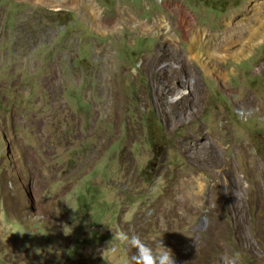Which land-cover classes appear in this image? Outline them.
Listing matches in <instances>:
<instances>
[{
	"label": "rangeland",
	"instance_id": "obj_1",
	"mask_svg": "<svg viewBox=\"0 0 264 264\" xmlns=\"http://www.w3.org/2000/svg\"><path fill=\"white\" fill-rule=\"evenodd\" d=\"M250 1L0 0V264H124L121 231L264 264V40L210 74L169 7L215 34Z\"/></svg>",
	"mask_w": 264,
	"mask_h": 264
},
{
	"label": "bare ground",
	"instance_id": "obj_2",
	"mask_svg": "<svg viewBox=\"0 0 264 264\" xmlns=\"http://www.w3.org/2000/svg\"><path fill=\"white\" fill-rule=\"evenodd\" d=\"M247 4V7L242 9L239 15L226 22V28L223 32L215 34L210 33L207 29H199L194 17L179 4L169 5L174 16L178 18L176 24L172 20L174 27L182 33L184 40L188 42V56H192V60L200 64L206 72L210 73V67L214 62L239 59L241 56L250 54L254 48L252 43L260 38L264 40V0H251ZM252 23H256L258 27H253ZM168 27L170 31L174 28L171 27V24H168ZM172 44L169 45L172 46ZM167 47L168 44L164 43L161 48L167 58L157 54L158 57L155 60V66H158L161 71H165V66L160 67L161 64L165 65L171 59H175L173 53L166 49ZM188 56L186 57L188 58ZM217 70L215 73L223 76ZM169 72L172 75L178 74V71L174 69H170ZM184 98L183 95L182 98L176 97L173 102ZM196 195L198 197L197 193Z\"/></svg>",
	"mask_w": 264,
	"mask_h": 264
},
{
	"label": "clouds",
	"instance_id": "obj_3",
	"mask_svg": "<svg viewBox=\"0 0 264 264\" xmlns=\"http://www.w3.org/2000/svg\"><path fill=\"white\" fill-rule=\"evenodd\" d=\"M117 239L126 247L135 249V254L124 261V264H176V259L171 249L164 246L162 239L158 241L156 249L146 244L138 235H129L126 232H119ZM239 254H236L238 260ZM236 260L230 264H236Z\"/></svg>",
	"mask_w": 264,
	"mask_h": 264
},
{
	"label": "trees",
	"instance_id": "obj_4",
	"mask_svg": "<svg viewBox=\"0 0 264 264\" xmlns=\"http://www.w3.org/2000/svg\"><path fill=\"white\" fill-rule=\"evenodd\" d=\"M64 16H67V15H65L64 14ZM68 23H69V21H66L65 23H64V28H63V30H61V34H64V30L66 29V27H67V25H68ZM52 53V55L54 56L55 55V53H56V50L54 51V52H51Z\"/></svg>",
	"mask_w": 264,
	"mask_h": 264
}]
</instances>
